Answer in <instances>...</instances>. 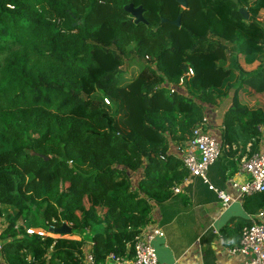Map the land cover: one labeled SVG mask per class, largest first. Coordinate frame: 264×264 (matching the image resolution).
Masks as SVG:
<instances>
[{
	"label": "trees",
	"instance_id": "obj_1",
	"mask_svg": "<svg viewBox=\"0 0 264 264\" xmlns=\"http://www.w3.org/2000/svg\"><path fill=\"white\" fill-rule=\"evenodd\" d=\"M187 2L0 0V258L7 264H86L89 242L97 264L110 254L131 257L153 206L189 175L172 146L180 151L224 97L232 106L214 133L227 151L250 142L248 156L257 150L264 0ZM128 4L143 6L145 23H135ZM128 60L142 66L124 82ZM244 204L255 215L264 192ZM52 220L57 229L71 223L72 232L27 234ZM250 224H235L237 241Z\"/></svg>",
	"mask_w": 264,
	"mask_h": 264
},
{
	"label": "crops",
	"instance_id": "obj_2",
	"mask_svg": "<svg viewBox=\"0 0 264 264\" xmlns=\"http://www.w3.org/2000/svg\"><path fill=\"white\" fill-rule=\"evenodd\" d=\"M232 106L231 96L219 100L211 106L210 125L213 129H223L222 121L226 111ZM256 151L264 152V125L260 128V139ZM248 156V146L233 147L210 166L209 183L200 177H186L181 191L167 201L153 206L151 222L160 227L164 236L156 237L153 244L162 264H242L244 257L232 255L228 247L239 243L233 228L243 219H250L245 209L244 199L239 200V190L230 180H245L241 169L242 161ZM223 190L235 201L224 204L214 189ZM229 233L224 238L223 233ZM0 264H7L0 258Z\"/></svg>",
	"mask_w": 264,
	"mask_h": 264
},
{
	"label": "built area",
	"instance_id": "obj_3",
	"mask_svg": "<svg viewBox=\"0 0 264 264\" xmlns=\"http://www.w3.org/2000/svg\"><path fill=\"white\" fill-rule=\"evenodd\" d=\"M192 76H194V71L190 68L188 73L182 77L178 86L184 87ZM171 88L174 91L175 86L171 85ZM105 101L109 103L108 99H105ZM212 127L209 117L205 116L193 129L191 138L179 153L189 176L200 177L204 183H209L208 171L210 166L223 155L224 151L229 149V146L225 145L219 136L214 133ZM251 145L252 142L248 143V151H250ZM241 169L247 178L243 181L233 178L230 180L231 185L239 190L238 199L243 200L248 195L264 192V152L255 151L251 153L242 161ZM210 188L214 189L212 186ZM214 190L224 204L227 205L235 201L225 191ZM180 191L181 184L173 187L174 194ZM250 221V225L244 226L239 243L229 246L227 250L232 255L243 256L242 264H264V209L253 215ZM55 223V220L46 221V226L26 227L25 229L27 234H37L43 238L51 237L50 233L60 237L62 234L55 232L57 230ZM66 224L72 226L71 223L66 222ZM87 233H89L88 230ZM158 236H164L163 230L160 227L147 225L136 236L131 257L121 258L115 254H110L105 264H162L153 244ZM92 245L93 243L89 242L86 249V264H97L92 252ZM0 250H2L1 240Z\"/></svg>",
	"mask_w": 264,
	"mask_h": 264
},
{
	"label": "rangeland",
	"instance_id": "obj_4",
	"mask_svg": "<svg viewBox=\"0 0 264 264\" xmlns=\"http://www.w3.org/2000/svg\"><path fill=\"white\" fill-rule=\"evenodd\" d=\"M246 9V8H245ZM259 20L261 22H264V11H262L259 16H258ZM141 63L142 62H139V61H126L124 63V67H123V80L124 82L125 81H128L131 77H134L136 76L139 72H140V69H141ZM257 65V63H254L252 66H247L246 64H243V66L246 68V69H252V68H255ZM152 67L155 68V64H152ZM182 89L183 88H186V84L184 85V87H181ZM176 89V88H175ZM174 89V91H175ZM176 91H178V89H176ZM106 103V101H105ZM210 121H212L210 118H209ZM172 152H176L179 154V150H178V147H176L175 145L172 146ZM136 179L137 177L136 176H133V181L136 182ZM4 226H5V223L3 222V220H0V232L4 229ZM50 236L51 237H54V238H58V235H55V234H51L50 233ZM91 236V235H89ZM71 238H75V239H79V237L77 236H70ZM52 264H61L60 262L58 261H54Z\"/></svg>",
	"mask_w": 264,
	"mask_h": 264
},
{
	"label": "water",
	"instance_id": "obj_5",
	"mask_svg": "<svg viewBox=\"0 0 264 264\" xmlns=\"http://www.w3.org/2000/svg\"><path fill=\"white\" fill-rule=\"evenodd\" d=\"M183 8H187L188 7V2L187 0H176ZM125 10L130 13L133 17H134V21L136 24H139L141 22H146L145 18H144V8L143 6H138L135 7L134 4H128L125 6ZM240 12L242 13L243 17L245 19H249L250 18V14L246 11L245 8H241ZM173 24L180 26L181 24V16H179L174 22ZM57 233L59 234H70L72 232V228L67 225L66 223L63 224L62 227L58 228L56 230Z\"/></svg>",
	"mask_w": 264,
	"mask_h": 264
}]
</instances>
